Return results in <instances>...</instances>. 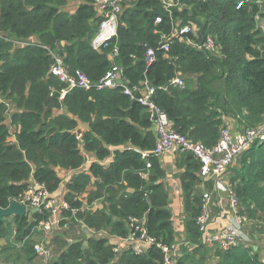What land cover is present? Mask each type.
Segmentation results:
<instances>
[{"label": "trees", "instance_id": "obj_1", "mask_svg": "<svg viewBox=\"0 0 264 264\" xmlns=\"http://www.w3.org/2000/svg\"><path fill=\"white\" fill-rule=\"evenodd\" d=\"M97 1L0 0V33L23 41L37 36L39 42L17 48L0 38V96L18 108L7 124L8 108L0 103V207L19 203L33 180L57 193L63 182L57 169H62L73 172L64 197L70 210L64 211V217L74 219L76 211L75 219L89 229L109 230L120 238L128 236L131 219H143L149 236L171 246L176 231L165 186L167 173L159 158L142 156L157 144L146 109L121 86L103 91L74 88L61 95L66 86L51 74L53 60L46 48L57 49L69 72L80 71L94 84L110 69L109 54L117 46L115 64L123 69L129 85L148 81L155 89L154 103L174 130L214 148L225 117L238 119L245 129L264 124V0H172V8L161 0H121L124 12L118 36L102 52L91 45L101 25ZM69 2L80 3L74 14L62 10ZM157 19L162 22L157 24ZM177 24L198 28L197 35L185 36L188 40L215 38L221 56L177 38L168 51L163 50V38L171 37ZM149 50L156 55L150 66L146 62ZM189 76H197L196 83ZM178 78L184 86H172ZM215 81L223 82L224 95ZM63 109L65 114L55 116V111ZM81 123L88 125V131L80 129ZM13 136L16 142L11 141ZM81 143L84 151L94 155L88 167ZM183 156L187 168L182 186L190 218L186 232L193 244L200 239L197 218L202 200L194 195V186L200 181L201 164L192 154ZM111 157L113 161L106 164ZM235 163L229 184L242 213L264 218V144L254 145ZM99 199L104 208L94 211ZM46 219L38 213L31 220L27 215L7 218L0 223V241L15 235L28 260H33L31 240ZM114 249L108 238H89L65 245L52 264L165 263V254L156 245L142 255L126 250L117 257ZM207 251L204 246L185 247L179 264H206ZM216 253L218 264H264L242 245Z\"/></svg>", "mask_w": 264, "mask_h": 264}, {"label": "built area", "instance_id": "obj_2", "mask_svg": "<svg viewBox=\"0 0 264 264\" xmlns=\"http://www.w3.org/2000/svg\"><path fill=\"white\" fill-rule=\"evenodd\" d=\"M161 1L168 8L175 6V4L169 3V0ZM96 7L98 9V17L101 18V25L91 45L95 51L102 52L108 49L117 38L120 18L124 10L121 0H98ZM161 22V19H157V24ZM179 25L180 24L176 25L171 37L163 38V50L168 51L173 39L177 38L181 42L199 51L211 55H214L215 52H218V54L220 53V46L215 38L209 36L206 41L202 42H195L191 39L188 40L185 36L190 33L197 35L198 28L195 25H186L182 27ZM0 38L12 42L17 48H24L28 45L35 44L4 35L3 33H0ZM46 50L53 60L50 70L51 74L66 86L61 95L74 88L87 91L95 88L98 91H103L106 89H116L119 86L123 87L126 95L130 96L133 101L139 103L146 109L156 134L157 144L155 149L152 152H142L143 158L146 159L150 155H154L161 159L166 155L183 156L192 154L201 164L200 175L202 177H213L220 205L223 206V208L227 207L225 211L228 210L232 213L231 221L225 228L211 233V227L214 224L213 216L211 215V207L216 198L207 192L202 198L201 213L197 218L200 232L199 242L193 244L189 241L184 244L181 242L177 244L175 242L171 246L161 243L158 244L153 237L148 235L145 227V220L131 219L128 224L129 234L126 238L110 235L114 237L113 240H117L119 243H115L113 240L111 241L110 237L108 238L111 244L114 243L115 245V253L121 255L126 250H132L136 254L142 255L148 252L152 246L156 245L157 248L161 249L165 254L164 264H179V261L183 257V245L186 247L190 246L192 249L204 246L214 251H227L239 246L244 228L248 225L250 219L247 214L242 213L240 200L231 189L230 184H225V175L244 152L251 149L254 145L264 144V124L255 128H243L242 130L235 131L225 123L222 127L217 145L214 148H207L201 143L192 142L187 136L179 134L174 130L173 124L168 119L167 115L154 103L153 96L155 89L148 81L143 82L141 86L131 87L129 85V81L124 77L123 69L115 64V60L119 55L117 46H115L112 53L109 54V60L112 63L110 69L101 81L94 84L80 71L74 73L69 72L65 65L64 57L57 49L52 50L51 48H46ZM155 60V52L149 50L146 54L147 65L150 66ZM172 86H184V80L178 78L172 82ZM0 103H4L8 108L6 117L8 114L12 116L13 113L9 110V102H6L0 97ZM7 124H11V119L7 121ZM113 159V157L109 158L106 164L111 163ZM147 168H151L149 162L147 163ZM55 196L56 193H50L45 185L32 181L26 195L19 201V203L26 206L28 210L37 209V212L48 218V221L43 224L45 234L51 233L53 228L61 223L64 211L70 210L69 204L66 202L65 198L61 200L60 205H57ZM75 213L76 211H74V219L76 218ZM65 219L74 220L70 217H65ZM101 232L104 233L105 231ZM34 251L36 256L43 260H48L52 255L50 249L43 245L34 246Z\"/></svg>", "mask_w": 264, "mask_h": 264}, {"label": "crops", "instance_id": "obj_3", "mask_svg": "<svg viewBox=\"0 0 264 264\" xmlns=\"http://www.w3.org/2000/svg\"><path fill=\"white\" fill-rule=\"evenodd\" d=\"M80 3L79 2H69V4L62 8L63 11L69 13V14H74ZM72 7L74 8L72 10ZM262 20L261 22H263ZM4 34V33H3ZM9 33H5L4 35H7ZM31 43H39L38 42V37H31L28 40ZM17 112V111H16ZM67 111L65 109L63 110H57L55 111V116L60 115V114H65ZM224 122L226 125H228L231 129L235 131L242 130L244 126L236 119H231L229 117L224 118ZM83 125H80V129L82 130ZM16 129V128H15ZM89 127L87 125V128L85 131H88ZM12 142L15 141V136L11 138ZM88 158V163L94 160V155L89 154L86 155ZM186 156H173V155H166L160 159V163L162 168L165 170L167 173V176L165 178V186L167 193L169 195V208L173 214V223H174V228L176 231V239L180 238L182 240L188 239L187 238V232H186V225L189 221V215L186 213L185 210V198H186V192L183 189L182 186V174L186 171L187 164H186ZM86 168V167H85ZM59 173V169H57ZM69 173H73L70 172ZM231 173V172H230ZM61 177V175H59ZM199 178L200 181L195 184L194 186V195L203 198V195L207 193L208 186L209 188L212 189L214 187V181L213 177H202L199 172ZM72 177V176H71ZM69 175L67 176L66 180H70L71 178ZM231 175L227 174V180L230 183ZM62 179V178H61ZM67 193V192H66ZM225 204V203H223ZM104 208V204L101 199L97 200L94 204L92 209L94 211L96 210H102ZM231 211H228L223 208V206L220 205L218 198H216L215 201H213V205L211 207V215L213 216V221L214 224L211 227V233H215L223 228H225L226 225L231 221ZM85 225V224H84ZM87 227V226H86ZM88 228V227H87ZM89 229V228H88ZM90 230V234L87 235L86 239L88 240L89 238H100L103 237L100 235V233H96L94 230ZM261 230V231H260ZM250 232L256 240V245L251 246L254 253L258 254L261 258V260L264 261V230L261 228L252 227L250 229ZM110 239H114L113 236H110ZM115 243H119L117 240H113ZM70 243V242H69ZM74 243V241H73ZM15 245L17 244H10L7 243L6 240H1L0 241V264H13L14 261L12 260V250L15 249ZM70 245V244H69ZM248 247L247 245H245ZM259 246V247H258ZM250 247V246H249ZM248 247V248H249ZM217 251V250H216ZM25 252V251H24ZM26 254V253H25ZM27 259V258H26ZM24 258V261H26ZM42 261L41 258L37 257L35 258V263ZM3 262V263H1ZM32 263V261L30 262ZM15 264V263H14Z\"/></svg>", "mask_w": 264, "mask_h": 264}, {"label": "rangeland", "instance_id": "obj_4", "mask_svg": "<svg viewBox=\"0 0 264 264\" xmlns=\"http://www.w3.org/2000/svg\"><path fill=\"white\" fill-rule=\"evenodd\" d=\"M169 3H173V1L169 0ZM73 9L74 8L72 7V10ZM261 25L264 27V21L261 22ZM212 56L219 57V56H221V54L220 53L218 54V52H215V54ZM196 79H197V76H189V80L194 82V83H196ZM214 85L224 95L225 91L223 88V82L215 81ZM3 99L6 102H9V104H10L9 110L11 113H15L18 110L15 103H13L12 101H9L5 98H3ZM229 112L231 113V111H229ZM10 116H11L10 114L7 115V121H9L11 119ZM229 118L234 119L232 116H230ZM86 128H87V125H83L82 131L85 132ZM10 130H11V133L14 135V133L16 132L15 127H13V126L10 127ZM11 141H14V140L11 139ZM81 149H82L83 154L85 156L89 155V153L84 151V149L82 147V143H81ZM87 160H88V158H87ZM235 164H237V162ZM85 166L88 167L89 164L86 163ZM234 166L235 165H233L230 168V170L227 173L228 175H230V172L232 173V169L234 168ZM59 175H61L63 183H62L60 189L58 190V192L56 193V196H55L56 201H57V205L61 204V200L64 198V196L67 192V188H66V185L68 183V180H66L67 176L69 175L71 177L73 175V173L70 174L68 171L59 169ZM225 176H226L225 184L229 185V181L227 180L228 179L227 175H225ZM31 182L32 181H30V183ZM30 183H29V185H30ZM209 187L210 186H208V190H209L208 193L212 194L215 198H217L218 195H217V191L215 188V183H214V187L212 189H210ZM224 209H227V207H224ZM30 210H33V209H29L28 213H27V216L30 218V220L32 219V214L38 213L39 215H41L39 212L32 213ZM41 216H43V215H41ZM248 216H249L250 221H249L248 225L244 228L243 235L241 237L239 245H242V246L247 245L248 247L250 246L249 248H252L251 246L256 245V240H254V238L250 232V229L252 227L256 226L257 228H261L264 230V218L261 215H258L254 218H251L250 215H248ZM11 220H12V218H11ZM47 221H48V218L46 219V221H43L41 223V226L39 227L38 232L34 234L31 242H32V244H34V246L43 245L47 248L50 244L51 245L50 251L52 254L51 257L48 260L42 259V261L40 260L37 263H35V259L28 260V257L26 256V254L23 250V245L18 243L16 241V236L13 235L10 238H8L6 241H7V243L17 244V245H15L16 246L15 249L12 250V252H11L12 253V260L14 261L15 264H52L54 262V260L60 255V253L62 251H64L65 245L68 246L69 244L73 243V241L79 242L81 240H87L86 237L88 234H90V230L86 227V225H84L83 221H81L80 219H75V220L68 219V220H66L64 215H62L61 223L58 224L57 226H55L51 233L45 234V232L43 230V224H44V222H47ZM13 228H16V225H13ZM100 235L103 237L109 238L110 237V231L106 230L104 233L101 232ZM100 238H102V237H100ZM187 241H188L187 239H185V240H182L180 238L176 239L177 244H179L180 242L184 244ZM113 245H114V243H113ZM185 247L186 246L183 245L182 249ZM206 250H208L206 253L207 254L206 255V264H218L219 260L217 258L218 257L217 253H216L217 251H214L212 249L210 250L207 248H206ZM116 256L119 257L120 255L116 254ZM24 258L25 259L27 258L26 261H24ZM181 259H183V257ZM31 261H32V263H30ZM1 263H3V262H1Z\"/></svg>", "mask_w": 264, "mask_h": 264}, {"label": "water", "instance_id": "obj_5", "mask_svg": "<svg viewBox=\"0 0 264 264\" xmlns=\"http://www.w3.org/2000/svg\"><path fill=\"white\" fill-rule=\"evenodd\" d=\"M120 84V83H119ZM32 213L37 212V209L30 210ZM28 213V209L26 206L18 203L17 201H11L10 206L7 209H3L0 207V223L4 222L5 219L10 218L12 216L23 217Z\"/></svg>", "mask_w": 264, "mask_h": 264}, {"label": "clouds", "instance_id": "obj_6", "mask_svg": "<svg viewBox=\"0 0 264 264\" xmlns=\"http://www.w3.org/2000/svg\"><path fill=\"white\" fill-rule=\"evenodd\" d=\"M89 164V163H88ZM69 172V171H68ZM63 181V180H62ZM63 183V182H62Z\"/></svg>", "mask_w": 264, "mask_h": 264}]
</instances>
